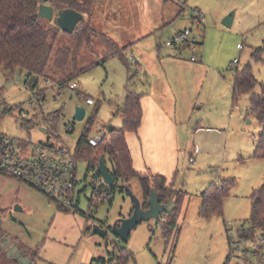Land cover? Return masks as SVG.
Instances as JSON below:
<instances>
[{"label":"rangeland","instance_id":"rangeland-1","mask_svg":"<svg viewBox=\"0 0 264 264\" xmlns=\"http://www.w3.org/2000/svg\"><path fill=\"white\" fill-rule=\"evenodd\" d=\"M145 1L150 3L149 15L153 16L158 13L154 6L175 4L181 9V16L187 21L181 31L190 29L197 38L194 54L184 44L180 46L181 55H175L166 46L173 36L161 34L152 49L145 43L137 49L138 53L129 49L128 67L114 57L81 75L76 91L59 93L52 83L40 80L38 88L45 91L44 101L26 85L25 73L18 70L8 80L0 70V104L3 110H11L1 122L0 133L29 145L46 142L54 134L75 153L89 120L104 127H122L120 111L127 87L144 94L165 90L169 96L163 105L171 114L172 131H176L178 141L170 183L187 193L170 238L164 237L162 218L160 222L140 224L128 243L119 242L110 228L130 215L133 202L117 184L109 198L100 195L105 184L102 181L94 189L98 170H90V162L78 157L75 211H64L32 187L0 175L2 231L29 254L36 253L35 264H92L94 260H109L121 249L131 253L127 264H260L251 241L240 248L237 243L243 241L239 230L249 227L252 191L264 180V160L252 158L261 123L249 114L248 95L236 105L232 96L236 69L250 66L254 78L264 85V57L262 62L252 59L264 42V0H98L91 24L99 34L127 48L144 26L141 22L146 14ZM231 13L233 23L228 28L223 20ZM107 51L98 37L84 53L81 67L101 63ZM194 55L196 63H191ZM165 56L177 61H168ZM254 93L263 92L258 86ZM84 96L93 99L94 105L88 106ZM76 107L86 110L83 121L73 119ZM59 111L62 116L55 124L46 122L49 114ZM22 112L28 115V128L20 127ZM199 127L205 129L198 131ZM71 128L73 132L69 133ZM41 129H49L51 134H44ZM140 137V131L129 132L127 143L130 151L149 167L146 152L142 156ZM194 147L199 151L195 161L190 162ZM225 180H234L235 186L224 199V216L201 219V194L211 183ZM129 187L132 195L142 201L139 181L131 179ZM95 225L108 231L106 238L91 235ZM0 264L18 261L0 248Z\"/></svg>","mask_w":264,"mask_h":264},{"label":"trees","instance_id":"trees-1","mask_svg":"<svg viewBox=\"0 0 264 264\" xmlns=\"http://www.w3.org/2000/svg\"><path fill=\"white\" fill-rule=\"evenodd\" d=\"M97 2L98 0H0V70L6 79H11L19 70L27 75L26 85L31 90L35 91L39 81L45 80L52 83L58 92L62 93L70 89L73 83H77L81 75L95 66L105 65L110 58L118 57L128 67L127 48H121L111 38L99 34L91 24ZM41 5L54 8L55 13L72 9L83 14L84 17L87 16L88 20L84 19L79 23L72 34H66L58 28L55 21L48 22L39 16ZM98 37L108 48L102 62L81 67L84 53ZM263 57L264 42L260 48L254 51L252 59L262 62ZM258 86L263 92L262 95L254 93ZM247 95L250 103L249 114L261 123V132L252 158L264 160V85L254 78L250 66L243 70L236 69L234 72L233 105H236L243 96ZM36 96L45 98V91H37ZM142 98L143 94L136 92L132 87H127L123 98V107L120 111L122 127L114 128L109 132L108 140L94 148L88 143L90 130L94 124L93 119L89 120L85 132L77 143L75 150L77 156H75L88 160L90 170L93 171L98 170L100 158L105 156L107 164H110L109 170L122 192L131 191L129 181L137 179L143 192L141 201L143 210L149 208L148 199L152 189L157 191L161 204H168L170 200H173V210L169 214L161 216V219H165L162 224L164 237L169 239L172 234V225L178 220L181 205L187 197V193L177 190L175 184L168 182L165 177L142 174L133 167L132 154L126 136L129 132L137 133L142 125ZM8 113H11V110L8 108L3 110L2 104H0V125ZM61 116L62 112L59 111L49 114L45 120L46 122L53 120V124H55ZM97 176L99 178L97 180H101L99 173ZM115 186L111 188L110 192L104 190L100 195H106L109 198L112 196ZM234 186V180L211 183L201 194L199 217L201 219H210L214 216L223 217L224 199ZM95 196L97 197V195ZM250 198L249 227L243 226L238 234L241 239L264 240V180L262 185L252 192ZM4 238L6 235L0 224V245ZM12 241L35 262L36 253L29 254V251L25 247H20L16 240L12 239ZM252 247L254 254L259 258V263L264 264V243H255ZM130 255L131 253L126 249H121L109 260H94L92 264H127Z\"/></svg>","mask_w":264,"mask_h":264},{"label":"built area","instance_id":"built-area-1","mask_svg":"<svg viewBox=\"0 0 264 264\" xmlns=\"http://www.w3.org/2000/svg\"><path fill=\"white\" fill-rule=\"evenodd\" d=\"M200 23H198L199 25ZM187 44L191 52L195 53V44L197 38L193 36V31L185 29L178 32L170 40L166 42V46L172 49L175 55L180 53V46ZM194 55L192 60H196ZM235 61L234 64H237ZM79 88L77 83L70 86L72 91ZM41 89L37 88V91ZM85 97V102L88 106H93L94 101L89 97ZM44 101V97H38ZM28 115L25 112L21 113V128H28L29 124L26 121ZM48 123L53 124V120ZM47 134H51L50 130ZM69 133L73 132V128L69 129ZM109 138L108 127L94 122L91 127L88 143L96 148L106 142ZM198 148H195L191 154L190 162H194V157L198 154ZM76 156L65 144L60 141L56 135H52L48 141L29 145L27 141L19 144L17 140L11 139L0 133V175L9 176L21 183L32 187L36 191L43 194L45 197L55 201L61 208L68 210H77L76 187L78 185L77 178ZM101 180H96L94 189H97ZM105 191L110 192L111 187L105 185ZM110 196V195H109ZM237 243L240 248L246 245L248 241ZM252 246L256 243H264V240L255 239L251 241Z\"/></svg>","mask_w":264,"mask_h":264},{"label":"crops","instance_id":"crops-1","mask_svg":"<svg viewBox=\"0 0 264 264\" xmlns=\"http://www.w3.org/2000/svg\"><path fill=\"white\" fill-rule=\"evenodd\" d=\"M145 2L147 8L144 20L141 22L144 25L142 27V31H140L135 41L127 46V51H129L130 49L132 53L133 50L137 51V49H140L142 45H144V43L145 45H147V47L152 49V47L156 44L155 42L159 35L167 34L169 37H172L178 32H180L182 29L187 27V21L183 16H181V9H179L177 5H165L162 8L154 6V10L158 13L153 16L149 15L151 8L150 3H147V1ZM179 55H181V52L179 53ZM165 58L168 61H177L171 56H165ZM195 61L196 60H192L191 58V63H196ZM194 68L195 67L191 69ZM140 94H143V118L142 125L139 129L141 135L140 149L142 152V156L143 152H146L145 154L146 159L149 162V167H146V165L144 166L141 163V160H139L140 157L137 155V153L134 154L131 151L133 167L139 173L154 176H162L165 177L168 182H170L171 178H169V176L171 172H173L175 167L176 151L178 150V141L176 131H172L174 129V125L170 118L171 114L166 110L163 105L169 95L167 96L165 90H163L160 94L159 92L153 93L152 91H150V93L146 92V94ZM164 124L166 126L168 125V128L171 127V130L164 127L162 128L161 126H163ZM203 129L205 128L199 127L198 131ZM199 146L200 148L202 147V145L200 144ZM195 148L196 147L191 149L190 155L192 154ZM254 190L255 189H253V191Z\"/></svg>","mask_w":264,"mask_h":264},{"label":"water","instance_id":"water-1","mask_svg":"<svg viewBox=\"0 0 264 264\" xmlns=\"http://www.w3.org/2000/svg\"><path fill=\"white\" fill-rule=\"evenodd\" d=\"M39 16L48 21H55L58 28L66 34H72L79 23L84 20V15L74 11L72 9H67L55 13L54 8L41 5L39 8ZM234 13L229 14L223 20V24L230 28L233 23ZM86 116V110L82 107H76L75 113L73 116L74 120L83 121ZM114 129L112 126H108V131L111 132ZM41 132L44 134L48 133L47 129H41ZM98 173L104 182L105 185L109 187H114L116 184V179L111 174L105 156L100 158ZM127 194L130 196L133 202V210L129 217L122 218L118 220L111 228L110 231L112 235L119 241L123 243H128L132 231L144 222L149 221H159L161 216L164 214H169L173 208V200H170L168 204H161L159 201V195L155 189H152L150 197L148 199L147 210L142 209V203L139 199L134 197L130 190H127ZM20 211V208H17ZM92 236L98 235L102 238H106L108 231L100 225L93 226L91 233ZM9 257H15L18 261V264H35L29 256L26 255V252L21 251L17 244L12 241L11 238H4L2 245H0Z\"/></svg>","mask_w":264,"mask_h":264}]
</instances>
